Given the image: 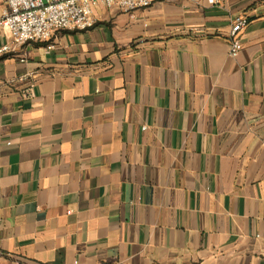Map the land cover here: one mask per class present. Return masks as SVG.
<instances>
[{
    "label": "crops",
    "instance_id": "1",
    "mask_svg": "<svg viewBox=\"0 0 264 264\" xmlns=\"http://www.w3.org/2000/svg\"><path fill=\"white\" fill-rule=\"evenodd\" d=\"M95 17L0 57V264H264V0Z\"/></svg>",
    "mask_w": 264,
    "mask_h": 264
},
{
    "label": "built area",
    "instance_id": "2",
    "mask_svg": "<svg viewBox=\"0 0 264 264\" xmlns=\"http://www.w3.org/2000/svg\"><path fill=\"white\" fill-rule=\"evenodd\" d=\"M158 1L161 0H3L0 30L8 31L10 40L0 45V57L13 54L30 43L49 42L61 31L84 32L93 29L97 24V6L117 7L125 13H133L148 9ZM247 25L246 19L239 18L232 27L229 36L232 57H238L243 49L240 33ZM3 257L4 252L0 250V259Z\"/></svg>",
    "mask_w": 264,
    "mask_h": 264
}]
</instances>
